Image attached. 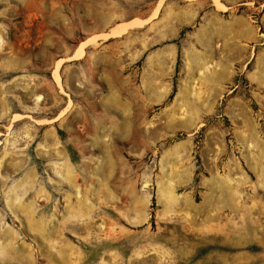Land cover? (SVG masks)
<instances>
[{
  "label": "rangeland",
  "instance_id": "374dc122",
  "mask_svg": "<svg viewBox=\"0 0 264 264\" xmlns=\"http://www.w3.org/2000/svg\"><path fill=\"white\" fill-rule=\"evenodd\" d=\"M0 264H264V0H0Z\"/></svg>",
  "mask_w": 264,
  "mask_h": 264
},
{
  "label": "bare ground",
  "instance_id": "6f19581e",
  "mask_svg": "<svg viewBox=\"0 0 264 264\" xmlns=\"http://www.w3.org/2000/svg\"><path fill=\"white\" fill-rule=\"evenodd\" d=\"M213 1H215L216 3H219V0H213ZM221 7L222 6H220V8ZM150 19L151 18L145 19V20L134 19L128 23H123V24H119V25L114 26L112 28L111 32H109V33H104V34H100L97 36H108L109 35L110 37H120V36L125 35L131 28L140 27L143 23L148 22ZM93 38H89L86 41L82 42L79 45L78 49L74 52V54L71 57H69V59H67V60L82 59L84 57V54H85V46L88 44V42L93 40ZM63 61H64V59L57 61L56 67H55L54 72H53V76H54L55 80H57V82L59 83L60 86H61V76H60L59 70H60V66L63 63ZM70 105H69V107H70ZM60 115H62V113Z\"/></svg>",
  "mask_w": 264,
  "mask_h": 264
}]
</instances>
